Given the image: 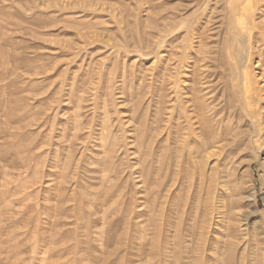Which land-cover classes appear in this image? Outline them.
Listing matches in <instances>:
<instances>
[{
  "label": "rangeland",
  "instance_id": "1",
  "mask_svg": "<svg viewBox=\"0 0 264 264\" xmlns=\"http://www.w3.org/2000/svg\"><path fill=\"white\" fill-rule=\"evenodd\" d=\"M247 6L264 21V0H0V264H264ZM210 116L236 141L197 164Z\"/></svg>",
  "mask_w": 264,
  "mask_h": 264
},
{
  "label": "bare ground",
  "instance_id": "2",
  "mask_svg": "<svg viewBox=\"0 0 264 264\" xmlns=\"http://www.w3.org/2000/svg\"><path fill=\"white\" fill-rule=\"evenodd\" d=\"M234 5H236L235 3H234ZM252 6H247L245 9L243 8V12H242V19H241V21H240V26L243 28V30H244V28L248 31V30H259L260 29V26H259V24H261V25H264V21H262V22H258L257 24H255V23H253L252 21H251V17H250V12H252ZM237 16V15H236ZM264 18V17H263ZM263 20V19H262ZM254 37V36H253ZM259 40H260V38H259ZM264 46V45H263ZM199 52V51H198ZM198 54V53H197ZM261 63V62H260ZM191 105V104H190ZM189 105V106H190ZM184 107V106H183ZM191 107H192V105H191ZM175 108V107H174ZM184 109V108H183ZM189 109V108H188ZM206 110H207V108H206ZM185 111V110H184ZM189 111H191V110H188V112ZM193 111V110H192ZM208 111V110H207ZM208 113V112H207ZM186 114V113H185ZM184 114V115H185ZM218 114V113H217ZM191 115V114H190ZM181 116V115H180ZM188 116V115H187ZM190 117V116H189ZM211 117V119H212V116H210ZM210 117H209V119H210ZM194 118V117H193ZM184 119H185V117H184ZM213 120V119H212ZM187 121H189V120H187ZM194 122H196V121H194ZM200 122V121H199ZM207 122H210V123H207ZM206 123H207V127H208V129L206 130V134H205V136H204V138H203V140L200 142V144H199V146L198 147H195L194 149H193V151H191L190 153H189V157L190 158H194V161L195 162H197V164H198V162H199V160H201L202 159V157H203V153L205 154L204 155V157L206 156V159L208 160L211 156H213V155H217V156H219V153H224V155H226V157L225 158H227V156H229V154L228 153H232V152H229V149H230V147H232V145H233V142L234 141H236V140H234V139H232V138H230L229 136V134L230 133H224V131H225V129H224V127H223V124L221 123V121L219 120V119H214L213 121H211V120H208ZM185 123H186V121H185ZM196 126V125H195ZM198 126V125H197ZM184 127H186V126H184ZM188 128H189V126H187ZM192 128H193V126H192ZM190 129V128H189ZM186 131V130H185ZM189 131V130H188ZM199 131V130H198ZM202 131V130H201ZM161 133L162 132H164L163 131V129H162V131H160ZM194 132V131H193ZM197 132V131H196ZM189 134V133H188ZM188 134H186V135H188ZM196 134H198V133H196ZM234 134V133H233ZM199 135V134H198ZM237 135V134H236ZM199 136H201V135H199ZM202 137H203V134H202ZM233 137V136H232ZM184 138V137H183ZM183 138H181V139H183ZM201 138V137H200ZM234 138V137H233ZM171 139V138H170ZM193 140V139H192ZM181 141V140H180ZM186 141H187V139H186ZM191 141V140H190ZM190 141H188V142H190ZM181 145L182 144H180V147H181ZM182 148V147H181ZM226 148V151H224V149ZM183 150V149H182ZM179 151H180V149H179ZM181 152V151H180ZM180 156V158H182V157H184V154L183 153H181V154H179ZM220 157H222V156H220ZM224 158V157H223ZM221 159V158H220ZM188 160V159H187ZM218 160V159H217ZM179 162V161H178ZM201 162V161H200ZM205 164L203 163V166H204ZM181 165H179V166H176V167H180ZM186 167V166H185ZM201 167H202V165H201ZM160 170V172H162L163 170L162 169H159ZM202 170V169H201ZM178 171H180V170H178ZM177 171V172H178ZM200 175H201V173H200ZM200 178V177H199ZM177 179V178H176ZM202 179H203V177H202ZM201 184V183H200ZM203 185V184H202ZM201 185V186H202ZM226 185V184H225ZM66 210V209H65ZM64 210V211H65ZM64 214V213H63Z\"/></svg>",
  "mask_w": 264,
  "mask_h": 264
}]
</instances>
